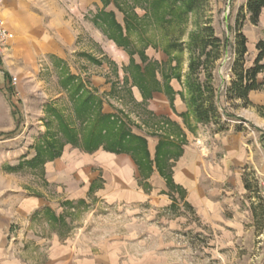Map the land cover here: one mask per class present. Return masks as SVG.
<instances>
[{
  "label": "rangeland",
  "instance_id": "obj_1",
  "mask_svg": "<svg viewBox=\"0 0 264 264\" xmlns=\"http://www.w3.org/2000/svg\"><path fill=\"white\" fill-rule=\"evenodd\" d=\"M155 1L112 0L124 16L125 26L120 24L123 32L125 27L126 33L127 24H132L127 32L129 46L124 48L117 42L120 38L116 26L118 21L114 15L103 14L111 1L103 0L104 8L99 15L101 44L95 41L86 26H82L78 34L82 38L81 44L78 50L70 52L69 59L79 73L88 72L87 76H90L96 71L108 78L103 93L104 103L118 110L114 114L119 122L122 120L128 127L134 126L147 137L154 153L153 143L157 137L168 136H164L166 128L162 117L147 110L153 94L148 99L141 97V90L138 91L132 80V71L128 69L131 57L137 63L134 57L140 56L142 63L138 64L149 70L146 76L157 82L155 88L159 93L169 97L166 86L172 80L179 81L182 90L186 88L184 83L192 57L189 48L192 32L210 23L214 34L221 38L224 45L222 56L212 70V81L220 95L219 108L239 117L228 119L231 128L224 138H229L232 145L240 137L246 150L239 156L238 148L232 149L237 158L230 171L224 167L222 172L227 170V176L223 175L216 167L226 164L229 145L222 140V134L219 138L214 136L212 124H201L190 134L188 143L194 152L190 156L192 169L186 173L197 183V197L216 194L222 208L212 210L210 214L213 215H207L199 206L191 208L182 200L185 194L182 189L169 188L168 194H165L162 186L166 177L158 173L152 178L155 190H148L147 178L150 174L142 173L139 181L150 195L146 200L135 204L110 203L90 192L85 203L79 202L82 199L78 202L74 200L75 209L72 210L64 202L71 198L69 190L80 185L81 181L76 177L61 181L53 175L56 170L51 163L47 171L48 162L37 166L27 163L37 155L47 130L50 128L52 133L58 131V117L48 110V106L58 108L72 122L78 120L66 88L59 81L63 74L70 72L67 67L57 66L55 58L49 57L46 60L54 65L52 68H40L36 78L29 75L22 80L20 104L12 103L14 114L17 113L16 127H9L11 117L8 110L0 113V197L8 198L11 192L25 185L27 194L43 195L56 206L64 200L63 206L67 208L65 216L70 225L56 226L49 222L48 226L38 231L49 235L56 232L65 234L66 239L73 243L76 257L84 263L264 264V172L261 169L264 167V92L252 93L248 107H244L241 100L227 101L225 96L234 79L232 63L236 59L237 31L247 36L249 51L245 60L250 65L258 53L256 42L264 40V24L261 21L257 25L251 23L245 0H207L200 9L190 12L185 20L176 19L170 26L162 28L161 17L166 9L157 7ZM135 8H140L142 13L129 12ZM90 21V16L83 20L85 23ZM170 41H174L175 45L182 44L183 51L169 48ZM147 51L163 52L165 60L152 59ZM178 73L180 79L176 77ZM201 78H204L203 74ZM262 78L259 76L260 80ZM86 82H89L88 77ZM80 83L91 92L86 83ZM2 106L0 102V108ZM223 116L226 119L227 116ZM80 148L85 151L82 146ZM18 161L26 164L20 165ZM164 167L167 173L169 167ZM217 174L222 181L216 180ZM42 218L46 220L45 216Z\"/></svg>",
  "mask_w": 264,
  "mask_h": 264
},
{
  "label": "crops",
  "instance_id": "obj_2",
  "mask_svg": "<svg viewBox=\"0 0 264 264\" xmlns=\"http://www.w3.org/2000/svg\"><path fill=\"white\" fill-rule=\"evenodd\" d=\"M109 1L111 2L105 8L103 0H3L0 2V17L9 32L7 48L0 59V102L3 105L0 108V113L3 110L9 111L10 128L16 127L17 113L14 114L12 103L20 104L19 92L23 89L22 80L29 75L36 78L40 68H52L54 65L46 60L47 57L55 58L57 66L67 67L68 71L76 78L74 83L83 81L86 83V88L90 89L96 98L103 100L101 113L115 116L114 113H117L118 110L111 105L107 106L103 99L108 78L96 71L90 76H87L88 72L79 73L72 67L69 59L70 52L78 50L81 44L80 39L82 38L78 34L82 26H86L95 41L99 45L101 44L98 18L103 8L105 13L112 12L116 21L125 26L123 14L114 6L112 0ZM244 2L247 5V0ZM131 11L138 15L142 13L140 8L129 10V12ZM86 16L91 17L89 23L83 22ZM260 17V21L264 24V10ZM147 54L150 58L160 62L164 61L166 56L163 52L150 53L147 51ZM134 58H136L137 63H142L139 55H135ZM99 68L102 69L101 66ZM67 75L68 73L63 74L59 78L62 84H64ZM13 77L16 78V82L12 81ZM87 77L88 83L86 82ZM18 79H20L19 82ZM157 79L159 81L158 77ZM170 86L175 92L173 101L165 94L159 93L158 90H152L153 98L150 99L151 101L147 106V110L152 115L162 117L166 128L164 136H168L157 137V141L153 143L154 153L147 137L134 129V126L129 128L132 132L145 137L151 159L154 158L157 143L160 140H167L170 143L168 146L170 154L168 164L171 165L176 186L185 192L182 200L191 208H198L199 206L201 211H205L207 215H213L210 214L212 210L218 211L223 206L220 204V200L217 199L216 194L197 197L198 192L195 189L197 183H194L186 173L192 169L190 156L194 152V148L188 143L190 134L195 132L201 123H198L192 114L186 118L184 116L188 106L179 93L183 89L182 84L172 80ZM64 88H66L70 99L72 86L64 84ZM136 88L140 92L139 88ZM133 90L135 91L134 87ZM140 95L142 97L141 92ZM73 113L76 114L74 106ZM67 120L76 128L80 126L79 119H76L77 122L75 123L67 116ZM221 134L223 135L222 140L231 148L227 147L226 164H218L216 170L222 172L224 167H227V170L230 171L237 158L232 149L238 148V152H240L238 155L240 156L244 149L246 150L243 147L245 143L241 141L240 137H237L234 144L231 145L229 138H224L226 133L214 132V136H218V138L221 137L219 136ZM178 152L180 155L176 156ZM20 162L22 163V161H18V163ZM50 163L52 167L55 166L53 169L56 172L53 175L59 177L61 181L73 177L81 181L80 185L69 190L71 198L65 200L72 202V210L75 209L73 207L74 200L76 202L80 199L86 200L90 192L94 193L96 197L105 198L110 203L122 202L124 204L142 202L150 196L140 183L141 180L139 181L143 177L141 174H148L149 171L141 170L136 160L126 153L117 154L107 150L104 146L95 151H83L78 146L67 144L61 156L53 161H48L45 167L46 171ZM261 169L264 172V167ZM226 171L222 173L227 176ZM155 173L161 176L154 163L149 173L150 176L147 178L148 190H155L152 182ZM218 174L215 175L216 180L222 181ZM262 177V194L264 196V173ZM167 187L165 180L162 186L167 191H164L165 194L169 192ZM90 188L92 189L89 192ZM63 201L56 206L43 195L27 194L25 185H22L17 191L11 192L8 198L0 197V264H88L76 257L73 243L66 239L65 234L56 232L49 235L38 231V229L48 226L49 222L56 226L70 225L66 220L67 208L63 206ZM48 208H50V212ZM43 216L46 217L47 221L42 218Z\"/></svg>",
  "mask_w": 264,
  "mask_h": 264
},
{
  "label": "trees",
  "instance_id": "obj_3",
  "mask_svg": "<svg viewBox=\"0 0 264 264\" xmlns=\"http://www.w3.org/2000/svg\"><path fill=\"white\" fill-rule=\"evenodd\" d=\"M205 1L207 0H156L155 5L157 7L161 8L163 6L166 9L163 16L161 15L162 28L170 26L176 19L178 21L180 19L185 20L190 12L200 9ZM246 7L251 23L257 25L264 10V0H247ZM103 14L105 16L114 15L112 12ZM116 26L120 34L117 42L127 48L129 46L127 32L131 29L132 24H127L126 33L123 32L120 24H116ZM135 27H137L136 23ZM237 33L236 59L232 63L234 79L227 87L225 96L227 101L241 100L244 107H248L251 105L250 94L252 92H264V40L260 39L256 42L255 47L258 49V53L253 63L248 65L245 60V56L249 51V48H247V36L240 30ZM222 43L223 41L214 34V29L208 22L199 31L192 32L189 40L192 57L189 63V72L185 79L186 82L184 83L186 88L179 92L188 106V110L184 114L185 118L192 114L198 123L202 125L212 124L216 133H226L231 128L228 119L232 117L239 118L226 110L225 112L220 111V95L212 81L214 63L222 56L221 48L224 46ZM168 47L183 51L182 44L180 46L178 44L175 45L174 41H170ZM128 69L132 71V80L141 90L143 98H151L152 90H156L157 82L154 79L150 80L149 76H146L149 73L147 67L145 66L144 69L131 57ZM202 74L204 76L203 79L201 78ZM259 76H263V78L260 80ZM176 77L180 79V73ZM75 79V76L70 73L65 77L64 84L72 86L69 100L72 101L76 115H78L80 127L77 129L75 126L70 125L66 116L58 108L48 106V110L58 117L60 136H58V131L52 133L49 128L43 136L41 145L39 144L38 146L37 155L28 160L27 163L37 166L53 161L62 155L66 144L82 146L86 151H95L104 146L107 150L117 154L126 153L131 155L139 164L141 170L146 169L149 173L155 163L159 173L166 177L168 188L180 189L174 182L171 165L168 164L170 158L168 146L170 143L167 140H160L157 143L154 158L151 159L145 137L132 132L125 123L123 124L122 120L118 121V117L116 118L108 113H101L102 99L96 98L91 92L85 90L82 83H74ZM166 87L167 94L173 101L175 92L170 84ZM223 115L227 116L226 119ZM79 129L83 132L80 133ZM178 155H180L179 152L176 156ZM23 164L25 165L26 163L20 162V165ZM166 165L169 167L167 173L164 172V166ZM245 187L250 190L248 184H245ZM91 189H89V192ZM258 196V198L263 200L260 195ZM79 202L85 203V200L82 199ZM64 203L72 205L70 201H65ZM48 211L50 212V208H48Z\"/></svg>",
  "mask_w": 264,
  "mask_h": 264
},
{
  "label": "built area",
  "instance_id": "obj_4",
  "mask_svg": "<svg viewBox=\"0 0 264 264\" xmlns=\"http://www.w3.org/2000/svg\"><path fill=\"white\" fill-rule=\"evenodd\" d=\"M1 1L3 0H0V2ZM8 38H9V32L8 30H6L5 24H3V21L0 17V59L3 57V53L7 48ZM12 81L16 82V78L13 77Z\"/></svg>",
  "mask_w": 264,
  "mask_h": 264
}]
</instances>
